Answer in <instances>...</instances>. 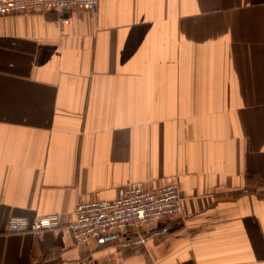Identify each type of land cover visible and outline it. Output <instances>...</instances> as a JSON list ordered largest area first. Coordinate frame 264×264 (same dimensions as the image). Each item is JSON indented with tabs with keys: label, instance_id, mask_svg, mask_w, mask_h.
Here are the masks:
<instances>
[{
	"label": "crops",
	"instance_id": "0c3cea01",
	"mask_svg": "<svg viewBox=\"0 0 264 264\" xmlns=\"http://www.w3.org/2000/svg\"><path fill=\"white\" fill-rule=\"evenodd\" d=\"M172 182L182 221L74 244L77 202ZM0 264H264V0L1 16Z\"/></svg>",
	"mask_w": 264,
	"mask_h": 264
},
{
	"label": "built area",
	"instance_id": "2783aa9c",
	"mask_svg": "<svg viewBox=\"0 0 264 264\" xmlns=\"http://www.w3.org/2000/svg\"><path fill=\"white\" fill-rule=\"evenodd\" d=\"M99 0H0V17L34 11L55 12L65 15L71 10L97 11ZM64 23L68 19H62ZM184 198L176 182L154 190L126 184L113 200L79 201L74 208V221L69 225L76 246L90 245L110 233L126 228L145 229L161 219L184 218ZM60 226L59 217L49 214L28 221L23 217H11L7 223L9 232L51 230Z\"/></svg>",
	"mask_w": 264,
	"mask_h": 264
}]
</instances>
